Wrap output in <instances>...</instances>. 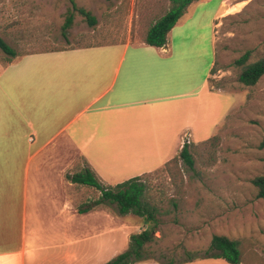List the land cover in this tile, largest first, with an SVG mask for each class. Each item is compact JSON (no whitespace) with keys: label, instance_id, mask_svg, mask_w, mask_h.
Segmentation results:
<instances>
[{"label":"crops","instance_id":"1","mask_svg":"<svg viewBox=\"0 0 264 264\" xmlns=\"http://www.w3.org/2000/svg\"><path fill=\"white\" fill-rule=\"evenodd\" d=\"M175 26L161 47L131 40V28L126 41L39 50L0 68V264H104L119 254L102 232L101 191L73 176L89 168L115 185L120 166L129 179L179 153L184 110L194 112L181 97L209 74L199 81L190 72L176 91V73L166 70Z\"/></svg>","mask_w":264,"mask_h":264},{"label":"rangeland","instance_id":"2","mask_svg":"<svg viewBox=\"0 0 264 264\" xmlns=\"http://www.w3.org/2000/svg\"><path fill=\"white\" fill-rule=\"evenodd\" d=\"M198 1L190 4L196 7L182 18L183 25L175 26L172 37L168 36L174 59L166 68L170 75L176 73L179 92L186 89L179 78L186 81L193 72L194 79L201 81L209 74L193 97L180 100L184 105L194 102L192 114L184 110L187 118L178 131L182 144H193L194 165L191 169L178 160L173 172L162 166L141 175L145 205L154 216L150 223L155 239L146 247L147 259L136 263L217 259L210 257L215 252L210 241L218 234L242 243V264L248 263L249 256L250 264H264V199L256 196L251 182L264 173V148L258 147L264 135V75L254 85H244L237 78L243 66L235 63L246 51H250L246 64L264 58V0ZM74 2L90 11L97 24L89 26L70 0H0V36L18 55L126 41L146 12L157 16L171 4L169 0ZM69 12L73 25L64 36L62 25ZM7 61L0 50V68ZM214 135L215 147L201 145ZM122 167L119 179L125 180L128 174ZM103 209L104 238L113 237L121 253L128 248L130 236L145 228L146 220L132 212L119 214L115 204L104 202Z\"/></svg>","mask_w":264,"mask_h":264},{"label":"trees","instance_id":"3","mask_svg":"<svg viewBox=\"0 0 264 264\" xmlns=\"http://www.w3.org/2000/svg\"><path fill=\"white\" fill-rule=\"evenodd\" d=\"M170 6L163 13L152 16L153 13L146 12L142 18V21L134 31L131 32V40L138 39L142 42L161 47L166 43L167 33L175 26L179 18L183 15L187 7L198 0H169ZM73 10L78 11L89 26L97 24V19L92 13L82 7H78L74 0H70ZM73 25V13L69 12L65 16L64 23L62 25V34L65 36V30L69 29ZM0 50L8 57L7 62H11L15 57L19 56L14 48H12L1 36H0ZM48 50V49H47ZM56 50V49H52ZM39 50H33L24 52L20 55L36 52ZM250 51H246L240 56L235 63L242 65L240 73L238 74V81L244 85H254L257 80L264 75V58L258 59L254 62L246 64ZM217 136H212L201 143L205 147H215L217 144ZM192 143L185 142L182 144L179 153L173 158L164 163L163 167L168 172H173L176 169L178 160H181L187 167L193 168L194 157L192 154ZM259 148H264V135L258 143ZM73 181L84 183L96 187L101 191L100 201L115 204L117 211L120 214H127L132 212L133 214L143 217L146 222L145 228L136 234L130 236L128 248L108 260L104 264H134L138 261L147 259L146 247L153 242L154 227L150 221L154 219L153 213L148 210L145 205L144 193L145 183L140 176H134L126 179L115 185L105 186L100 183L95 174L89 169L84 168L73 176ZM252 184L256 187L258 198L264 199V173L255 176L251 180ZM210 249L215 252L210 255L212 258L224 259L229 264H242V253L245 250L242 243L235 239H230L225 235L214 234L210 241ZM252 257L249 256L247 264H250ZM168 264H173L169 262Z\"/></svg>","mask_w":264,"mask_h":264}]
</instances>
